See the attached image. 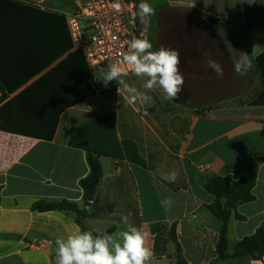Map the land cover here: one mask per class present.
Wrapping results in <instances>:
<instances>
[{
    "label": "crops",
    "instance_id": "1",
    "mask_svg": "<svg viewBox=\"0 0 264 264\" xmlns=\"http://www.w3.org/2000/svg\"><path fill=\"white\" fill-rule=\"evenodd\" d=\"M87 1L0 0V93L12 92L0 107L29 92L10 110L9 123L17 126L7 132L39 126L50 130L58 118L52 140L32 137L36 140L32 149L18 164L0 173V264H56V239L83 231L75 214L40 213L33 205L39 200L62 199L83 203L80 181L90 169L86 153L71 148L68 140L89 114L105 113L110 107L119 116L120 135L127 134L137 142L147 168L100 158L103 178L85 222L87 229L98 234L117 226L111 234H118L126 230L121 217L127 216L131 225L147 233L146 246L154 252L151 264H178L176 244L169 238L174 225L187 264H264V256L259 260H218L222 221L210 211L216 199L205 188L211 177L238 179L246 173L249 159L264 158V107L250 105L262 91L255 58L264 51V24L246 31V13L237 0H146L155 14L140 22V27L153 44L152 50L166 47L165 40L175 41V25L197 26L195 45L179 51L181 62L190 60L193 71L210 73L207 61L216 60L223 67V78L216 76L218 81L208 91L218 88L221 94H230L221 99L205 97L201 112L195 108L179 118L185 129L174 127L168 133L161 123L138 117L147 108L163 109L160 89L155 91L159 101L129 105L121 101L124 93L120 97L115 81L105 87L103 75L93 72L87 60L89 68L81 58H71L76 50L66 14ZM223 20L229 23H218ZM165 27L171 30L169 37L161 38ZM241 52L252 60L255 92L247 73L234 71L233 61ZM126 80L146 91L141 78L130 75ZM113 88L112 98L106 92ZM132 114L138 128L144 130L141 134L129 118ZM153 126L160 127L163 136ZM172 171L177 173L174 183L161 179V173ZM253 192L255 201L232 211L228 255L264 224V163ZM167 197L173 201L170 209L161 203Z\"/></svg>",
    "mask_w": 264,
    "mask_h": 264
},
{
    "label": "trees",
    "instance_id": "2",
    "mask_svg": "<svg viewBox=\"0 0 264 264\" xmlns=\"http://www.w3.org/2000/svg\"><path fill=\"white\" fill-rule=\"evenodd\" d=\"M239 8L246 13V31H251L264 24V0H237ZM140 24V20L138 17ZM217 23V22H216ZM223 25L228 21L223 20ZM71 58H81L89 68L85 56L81 50H76ZM258 74L262 81V91L250 102L252 106L264 107V51L255 58ZM89 76L93 79L92 71ZM2 82V80H1ZM4 82H2L3 84ZM2 90V89H1ZM97 87L94 80V93ZM1 92V91H0ZM0 93V105L8 98L9 94ZM29 94L28 91L20 93L16 98L6 102L0 107V130L15 131L17 125L9 123L8 115L10 110ZM61 111V110H60ZM63 111V110H62ZM44 114L45 111H42ZM58 118H55L53 128L33 127L29 130L16 132L28 137L46 138L52 140L55 136ZM33 138V139H34ZM71 148L82 150L86 153L89 174L81 179L80 187L84 193L82 204L62 200H39L33 205V210L44 213L53 211H66L75 214L76 223L83 231H89L85 225L87 218L92 211V203L99 184L103 178V170L100 162L101 157H107L117 162L125 161L147 168V163L142 156L137 142L127 134L120 135L119 116L114 107H110L105 113L89 114L86 120L75 128L68 140ZM264 163V158H251L247 161L246 173L238 179L233 177L213 176L207 180L205 188L208 193L216 199L215 203L209 206L212 214L222 221L220 237L217 244L219 261L231 259L259 260L264 256V224H262L252 236L246 237L235 246L234 253L228 255V229L232 217V211L238 206L255 201L254 188L257 183L259 169ZM239 219L242 217L237 216ZM117 226L112 227L107 233L111 234ZM169 238L176 244L179 254L178 264H187L181 257L182 248L177 240V227L171 229Z\"/></svg>",
    "mask_w": 264,
    "mask_h": 264
},
{
    "label": "clouds",
    "instance_id": "3",
    "mask_svg": "<svg viewBox=\"0 0 264 264\" xmlns=\"http://www.w3.org/2000/svg\"><path fill=\"white\" fill-rule=\"evenodd\" d=\"M115 7L120 9V5ZM154 14L155 9L146 0H141L136 12L140 22H146ZM152 49L153 44L147 38L133 35L122 58L108 65L101 79L104 86L115 81L118 94L121 97V93H124L123 99L129 105L150 104L153 97L148 92L156 89L163 92L165 100L177 101L184 85L180 53L163 46L155 51ZM207 67L212 69L217 78H223V67L219 62L209 59ZM233 68L240 75L251 70L253 63L249 54L241 52L240 57L233 61ZM130 72L143 79L142 87L146 91L142 92L127 83ZM143 115L147 116L148 112L145 110ZM161 179L174 183L177 173H161ZM161 203L170 209L173 201L167 197ZM121 221L127 228L118 234L82 231L69 234L66 238H57L56 264H151L154 252L146 246L147 233L131 225L127 216H122Z\"/></svg>",
    "mask_w": 264,
    "mask_h": 264
},
{
    "label": "built area",
    "instance_id": "4",
    "mask_svg": "<svg viewBox=\"0 0 264 264\" xmlns=\"http://www.w3.org/2000/svg\"><path fill=\"white\" fill-rule=\"evenodd\" d=\"M116 5H120L119 10ZM137 11V0H88L66 14L73 48L83 52L93 72L104 75L108 65L122 58L133 35L147 38ZM35 142L31 137L0 130V173L18 164Z\"/></svg>",
    "mask_w": 264,
    "mask_h": 264
},
{
    "label": "rangeland",
    "instance_id": "5",
    "mask_svg": "<svg viewBox=\"0 0 264 264\" xmlns=\"http://www.w3.org/2000/svg\"><path fill=\"white\" fill-rule=\"evenodd\" d=\"M178 24V22H177ZM196 27H191L188 24H180V25H175L172 29L174 31V38L175 41L173 43H169L167 40H165V45L167 48H170L169 46L172 45V49H176L179 51L187 50L188 48L191 47V45H195V40L198 38V33L196 32ZM169 30L168 27L161 28L160 32V37H169ZM204 35V34H203ZM153 43L155 44V40L153 38ZM180 59H182L180 57ZM184 64V65H182ZM192 67V62L190 60H186L183 63L181 62L180 64V71L184 76V85H183V90L179 94V99L177 101H168L165 100L163 101L165 103V106L163 109L158 108H147L145 109L148 112L147 116L143 115V112L145 110H141L140 113L138 114V117H144L147 120H150L152 123V120H155L156 122H159L161 124L160 127L165 130H168V133L172 132V128H181L185 129L186 126H183V124L179 121V118L186 117L188 113L192 112L193 109L197 108L198 112L202 111V107L206 104V100H204L205 97H211V99H221L223 97H227L230 94H221V90L217 88V90L213 92H209L208 89L210 90L209 86H213L218 80L216 79V74L211 71L209 72H204V71H193ZM143 80V79H141ZM144 82V81H143ZM141 82L140 84H142ZM247 82L252 83V86H254V92L256 90L255 88V80L254 76L251 74V71L249 70L247 72ZM212 90V89H211ZM210 90V91H211ZM155 91H152L151 96L153 97L152 103L159 101L157 99V95L155 94ZM208 91V92H207ZM115 89H110L106 93L109 94L108 96L112 97L115 96ZM157 92V91H156ZM253 92V93H254ZM162 97L163 92H160L159 94ZM223 95V96H222ZM160 98V99H161ZM164 99V98H163ZM124 99L121 98V101ZM174 117V121L172 119ZM129 118L134 122V124L137 123V118L136 116L129 115ZM178 118V119H177ZM136 128H138V125H135ZM158 126H153V128L156 131V134H159L160 136H163V131L161 133V128ZM148 129V127L146 128ZM142 126H139L138 128V133L141 134L143 132ZM148 134H153V133H148ZM156 145V142L154 143Z\"/></svg>",
    "mask_w": 264,
    "mask_h": 264
}]
</instances>
